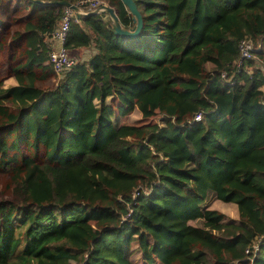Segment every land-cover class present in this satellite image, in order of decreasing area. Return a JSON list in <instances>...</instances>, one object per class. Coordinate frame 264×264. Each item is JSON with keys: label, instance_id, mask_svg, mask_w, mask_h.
Returning <instances> with one entry per match:
<instances>
[{"label": "trees", "instance_id": "1", "mask_svg": "<svg viewBox=\"0 0 264 264\" xmlns=\"http://www.w3.org/2000/svg\"><path fill=\"white\" fill-rule=\"evenodd\" d=\"M21 1L0 0V264H264V0H134V37L82 14L64 46L93 52L60 77L44 62L66 6ZM112 96L158 121L119 124Z\"/></svg>", "mask_w": 264, "mask_h": 264}, {"label": "built area", "instance_id": "2", "mask_svg": "<svg viewBox=\"0 0 264 264\" xmlns=\"http://www.w3.org/2000/svg\"><path fill=\"white\" fill-rule=\"evenodd\" d=\"M104 4H106V2L103 0H82L77 5L79 6L82 13H86L87 11L94 8H102ZM74 19H77L74 10L66 6L59 21L50 31L49 40L52 41L53 45H51L50 49L48 50L46 62L52 66L57 77L62 76L66 70H68L76 61H78L64 46L69 25ZM261 44V41H253L249 39L242 40L239 44L240 60L237 62V65H241L243 60L252 58L254 55L252 51L260 48ZM200 117V113H196L194 119L198 120Z\"/></svg>", "mask_w": 264, "mask_h": 264}, {"label": "rangeland", "instance_id": "3", "mask_svg": "<svg viewBox=\"0 0 264 264\" xmlns=\"http://www.w3.org/2000/svg\"><path fill=\"white\" fill-rule=\"evenodd\" d=\"M14 3L12 2L11 5H13ZM20 58L23 57V52L20 53ZM11 61V57L9 56L8 52H2L0 50V79L2 80L3 85L7 86L10 85L12 83L15 82L14 78L11 76H6L7 71H6V67H7V62ZM17 60L14 61V63ZM40 85H42L41 88H48L49 86H52L55 83V78H48L46 80H39L38 82ZM46 85V87H45ZM158 115H155L151 118L147 119H141L143 118L140 111L138 110L137 107L132 108L131 110H129L125 115H123L120 119L121 123L123 124H142V123H146L147 121H158ZM23 150H25L23 148ZM9 181V174L3 170L0 169V197H1V193L4 194V198H8L12 195L10 188L7 186V182ZM217 206V209L222 210L224 212V214H229L232 215L235 213V208H234V204L233 203H226V204H219V202H215ZM220 206H224L222 208H220ZM221 211V212H222ZM237 212V209H236ZM73 264L76 263L75 260L71 261Z\"/></svg>", "mask_w": 264, "mask_h": 264}, {"label": "water", "instance_id": "4", "mask_svg": "<svg viewBox=\"0 0 264 264\" xmlns=\"http://www.w3.org/2000/svg\"><path fill=\"white\" fill-rule=\"evenodd\" d=\"M36 1H41V0H36ZM121 1L124 3L126 8L129 10L130 14L132 15V20L134 21V25L130 28H125L121 26L116 13L112 9V7L108 6L107 4H104L102 8H94L86 13L95 14L105 11L109 14L113 22L114 32L116 34H120L125 37H134L139 33L142 27L141 14L134 0H121ZM47 2L58 3L70 7L72 10H74L77 18H79L82 14H85L80 11V8L77 4L70 3L67 0H49Z\"/></svg>", "mask_w": 264, "mask_h": 264}, {"label": "crops", "instance_id": "5", "mask_svg": "<svg viewBox=\"0 0 264 264\" xmlns=\"http://www.w3.org/2000/svg\"><path fill=\"white\" fill-rule=\"evenodd\" d=\"M14 3L13 5H11V3ZM4 3H6L8 6H9V8H13V7H15V6H20L21 4L22 5H24V3L21 1V0H4ZM24 10H26V12L25 13H28L29 12V10H28V8H26V9H24ZM16 17H21V15H20V13H18V14H16ZM15 25H17V26H20V25H18V24H15ZM51 42V45H53V43H52V41H50ZM3 52V51H2ZM20 51H18V53H19ZM92 52H93V48H91V47H79V48H75V49H73V50H71V51H69V53L71 54V55H73L77 60H80V61H85V60H87L89 57H90V55L92 54ZM21 53V52H20ZM20 54L18 55V58L16 59L17 61L19 60V59H21L20 58ZM15 61V60H14ZM13 61V62H14ZM16 61V62H17ZM44 63H47L46 61L44 62ZM12 77V76H11ZM14 78V77H13ZM15 80V79H14ZM40 80V79H39ZM39 80H36V84L39 86V87H42V85H40L38 82H39ZM44 80H46V79H44ZM16 83V80H15V82L14 83H12V84H15ZM45 87H46V85H45ZM108 101L111 103V105L113 106V109H114V111H115V115L116 116H118V118H119V120H118V123L119 124H123V123H121V121H120V119H121V117L123 116V115H125V114H121V115H119L118 114V104H119V100L116 98V97H109V99H108ZM139 110V109H138ZM140 111V110H139ZM141 113V112H140ZM142 115V114H141ZM155 115H157V114H155ZM155 115H153V116H155ZM153 116H150V117H147V118H145V117H143V118H141V119H147L148 120V118H151V117H153ZM151 122H153V121H147L146 123H151ZM146 123H142V124H146ZM142 124H137V125H142ZM133 125H136V124H133ZM215 202H219V204H226V203H233L234 204V208H235V213L234 214H232V215H229V214H225V215H227L228 217H231V218H238V210H237V212H236V209H237V205H236V203H234V202H232V201H223V200H221V199H218V198H215V199H213L212 201H211V203H210V208H213V209H216V210H218V211H222V210H219V209H217V206H215L216 205V203ZM222 207H224V206H220V208H222ZM222 213H224L223 211H222Z\"/></svg>", "mask_w": 264, "mask_h": 264}]
</instances>
